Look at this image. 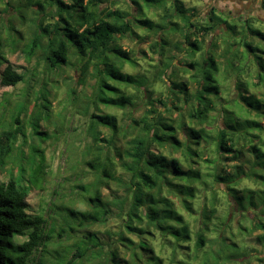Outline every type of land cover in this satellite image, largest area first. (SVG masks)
<instances>
[{"label": "trees", "instance_id": "obj_1", "mask_svg": "<svg viewBox=\"0 0 264 264\" xmlns=\"http://www.w3.org/2000/svg\"><path fill=\"white\" fill-rule=\"evenodd\" d=\"M11 1L0 0V85L13 88L0 102L9 114L0 132V176L8 172L0 181V264L244 262L227 230L241 208L239 183L264 182L249 172L264 169V141L253 133L264 131V94L251 90L264 83V58L254 60L252 83L244 77L252 54L264 55L257 48L264 31L253 27L260 19L227 21L211 9L204 22H193L195 10L181 0H171L170 8L167 0H142L162 8L161 23L147 18L136 0L139 14L131 19L110 0H24L18 7ZM259 6L264 12V0ZM136 30L158 35L150 47L158 60L129 73L125 68L139 63L118 42L139 39ZM18 52L35 60L23 73L7 58ZM230 77L234 92L226 101L221 80ZM158 82L165 88L156 97ZM61 89L85 120L83 139L75 136L83 145L67 156L71 178L61 183L70 185L68 204L56 209L60 217L52 216L53 206L45 217L28 212L27 198L32 189L44 191L52 175L44 145L57 142L73 116L54 107ZM243 97L256 105H244ZM40 122L53 132L41 131ZM240 157L247 162L222 164ZM221 196L234 199L237 211L217 223Z\"/></svg>", "mask_w": 264, "mask_h": 264}, {"label": "rangeland", "instance_id": "obj_2", "mask_svg": "<svg viewBox=\"0 0 264 264\" xmlns=\"http://www.w3.org/2000/svg\"><path fill=\"white\" fill-rule=\"evenodd\" d=\"M24 0H12L11 2H15L13 7H18L19 5L16 3H23ZM110 3H113L112 9H118L121 12L129 13L130 19L137 17L139 14L138 7L132 3V0H110ZM139 5L142 7L143 14L157 22L161 23L162 18L164 16V12L161 7H155L152 6V8H147L142 0H136ZM183 7L185 9H191L193 8L195 11H193L194 17H192V21H202L204 22L207 15L211 11V9H215L217 13L224 14L223 18L227 21H231L230 17L234 16H240L243 13V9L245 6L246 9H248V14L243 13L242 15L244 17H258L260 21L262 22V25H254V29H259L264 31V12L260 9L258 0L254 3V0H247V2H250L249 4L243 3L242 6H239L237 3L234 4V1L230 0H181ZM171 0L166 1V8H170ZM5 5H0V8L3 9ZM251 7V8H250ZM34 7H30L27 10V13H31L33 11ZM192 14L191 12L187 13V17ZM253 24L258 23V20L252 19ZM219 32L225 29V25L219 27ZM137 34L139 35V39L135 36H126L124 38H121V40L118 42L119 46L124 50H131L133 51L135 57L137 58V61L139 63V68L137 69H131L129 67L125 68L126 72H137L138 70L142 68H147L150 64L155 63L158 60V55L151 52L150 47L152 43L155 41L158 35L156 33L148 34L142 30H136ZM162 33H159L161 35ZM172 38V37H170ZM210 38V35L208 36L207 40ZM256 41V40H255ZM259 50H264V45H258L257 47ZM221 50V49H220ZM258 57H263L264 55L261 53L252 54L251 56V72L244 77L246 81L251 82L254 81V77L256 74V66L257 62L254 61ZM8 61L14 66V68L20 72H26L28 69H30L35 64V60L33 59L31 63H28L23 55H21L19 52L15 54L7 53ZM224 59V60H222ZM220 58V61L222 60V66L226 63L225 58ZM260 70V69H259ZM262 70L264 72V59L262 61ZM262 73V71H261ZM67 74L70 76L72 72L70 70L67 71ZM58 79V78H57ZM223 84V98L226 101L230 100V95L234 92V77H230V79H223L221 80ZM23 85H18L14 91H17L21 89ZM164 86L162 83H156L155 89L157 90L154 96H158L159 92L164 91ZM251 90L257 92L258 94H264V83L258 87L253 88L251 87ZM13 91L12 87H2L0 85V102L2 100V95L5 93H10ZM239 92V91H238ZM246 96V95H245ZM263 98L264 97L260 96ZM244 99L243 104H250L252 107L256 105V102L253 98H241ZM228 104H231L228 102ZM248 105V106H250ZM54 107L57 109L61 107H67V111L69 112V115H73L72 117H69L63 136L54 144H52L51 141H48L44 147L45 152L47 156V161L50 165V171L52 172V175L48 178V183L45 185L44 191L40 192L37 190L32 189L29 192L27 202H28V212L30 214H37V215H44L47 217V210L48 208L54 207V212L52 216L60 217V210H56L57 208H61L64 205H67L66 203L67 199H64V194L66 193L68 195L69 184L68 183H61V181L64 178H71V173L69 171L70 167V161L67 159V156L70 152L75 149L77 146H82L83 142L76 139V135H79L82 133L83 125L85 124V120L81 115H78L76 111L70 107V105L67 103L64 89H61L59 91L58 97L56 101L54 102ZM226 108H230V106H226ZM58 109V110H59ZM242 111V109L240 110ZM242 113V112H241ZM118 117L121 118V114L118 112ZM239 116V115H238ZM253 116V115H250ZM240 117V116H239ZM9 121V114L6 112H3L0 110V132L3 130V125H7ZM41 127V131L48 130L50 132H53V127H45L42 122L39 123ZM218 125L222 126V121H218ZM70 129V132L68 130ZM72 130V131H71ZM75 130V131H74ZM30 133L31 130H27L28 135V142H30ZM254 134H258L260 136V139L264 141V131L261 132V134L257 131L253 132ZM84 134L82 133L80 137L83 139ZM75 137V138H74ZM82 144H81V143ZM43 145L42 138H37V145ZM79 148V147H77ZM262 151H264V146L260 147ZM66 149V150H65ZM25 151H27V147L24 148ZM231 155L227 156L230 157ZM224 158V157H223ZM226 158V157H225ZM254 160V156H251L249 158V161L252 162ZM223 161V159H222ZM263 161V160H262ZM242 162H247L246 158H239L237 160H229L227 159L223 163H227L228 166H235L240 165ZM259 163V162H258ZM264 164V163H263ZM245 168H248V164L244 165ZM260 170V171H259ZM262 168L256 167L253 169H249V172L255 176H263L264 172H261ZM249 173V174H250ZM15 174V173H14ZM8 178V172L3 173L0 176V181H6ZM60 184L61 188H64L65 190L61 188H56L57 191H60L57 195H52L53 190L56 187L55 184ZM222 187V186H221ZM238 190L242 191L243 199L241 202V208L237 211V203L232 198H227L226 196H221L220 199V205L217 209L216 217L218 219L217 223L222 222L228 215L230 211L236 212L235 213V219L233 220V215H230L231 223H230V229L227 230V238L232 242L237 244L239 247V255L242 256L244 260L241 262H237V264H264V182L261 180H256L255 177L244 179L241 181L237 187ZM106 194V191H104ZM78 208L84 209L83 206L78 205ZM183 214L184 212L180 210ZM187 217V216H185ZM221 227H219L218 230H220ZM213 237V235H210ZM23 240V239H22ZM192 244H190L191 248ZM220 247H223V242L219 243ZM227 249H230V247H227ZM186 250V247H185ZM189 252V250H186ZM230 251V250H229ZM232 251V250H231ZM48 259V258H47ZM240 260V259H239ZM242 260V259H241ZM169 260L165 261V264H168Z\"/></svg>", "mask_w": 264, "mask_h": 264}, {"label": "flooded vegetation", "instance_id": "obj_3", "mask_svg": "<svg viewBox=\"0 0 264 264\" xmlns=\"http://www.w3.org/2000/svg\"><path fill=\"white\" fill-rule=\"evenodd\" d=\"M230 1H234V0H230ZM256 1H257V0H256ZM260 1H261V0H258V3H260ZM254 2H255V0H254L253 2H251V3H254ZM237 3L239 4V6H242L243 3H245V4L247 5V4H249L250 2H247V0H236V1H234V4L237 5ZM242 7H244V9H243V10H244L243 13L248 14V9H246L245 6H242ZM250 8H251V7H250ZM260 9H261V8H260ZM243 13H242V14H243ZM242 14H241L240 16H234V17L231 16L230 19H231V18H237V17H243V18H245ZM248 17H249V16H248ZM257 18H258V17H257Z\"/></svg>", "mask_w": 264, "mask_h": 264}]
</instances>
